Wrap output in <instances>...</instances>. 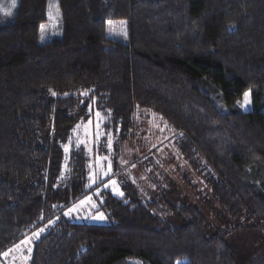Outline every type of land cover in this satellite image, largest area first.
<instances>
[{
  "label": "trees",
  "instance_id": "1",
  "mask_svg": "<svg viewBox=\"0 0 264 264\" xmlns=\"http://www.w3.org/2000/svg\"><path fill=\"white\" fill-rule=\"evenodd\" d=\"M57 5L60 33L47 42L39 30L48 0H18L0 24V256L58 218L29 264H264V0ZM119 20L127 43L106 34ZM138 110L171 128L219 226L166 194L145 201L106 190L108 224L62 216L105 184L90 186L75 127L99 113L117 156Z\"/></svg>",
  "mask_w": 264,
  "mask_h": 264
},
{
  "label": "rangeland",
  "instance_id": "2",
  "mask_svg": "<svg viewBox=\"0 0 264 264\" xmlns=\"http://www.w3.org/2000/svg\"><path fill=\"white\" fill-rule=\"evenodd\" d=\"M17 3L18 0L13 6V0H0V24L10 23L13 20ZM41 26L45 29L43 33H41ZM41 26L39 30L40 42H47L59 35L61 24L57 0H48L46 20ZM125 33V21L107 22L106 34L108 37L121 43H127V33L126 35ZM243 102L244 95L241 100V103ZM249 106L248 103L242 109L247 111ZM100 125V117L95 114L89 121L75 127L73 137L77 144L86 149L89 156L90 186L101 181H104L105 184L87 196L91 197L90 203L86 202L80 205V201H87V197H85L63 211L62 216L65 219L77 223L108 224L109 220L106 214L99 209L100 193L102 190H106L118 197L136 193L145 201L155 200L166 194L171 200L179 203L200 206L215 225H220V220L215 214L218 209L209 207L205 201L207 189L203 180L176 152L173 132L160 116L148 110H138L134 135L121 146L117 156L114 154L112 140H103ZM104 151L106 153L101 154ZM112 181L116 182L115 185L112 184ZM114 188L118 191H114ZM119 193H123V195ZM76 205H80V207L69 215H65L70 208ZM100 214H103L104 219L93 218ZM163 216L175 221L168 211L164 212ZM57 220L58 218L51 219L11 247L12 251H9L10 249L5 251L9 254L4 256V252L0 256V264H29L35 242L48 232ZM34 233H39V236H35ZM22 241L30 242L24 244Z\"/></svg>",
  "mask_w": 264,
  "mask_h": 264
},
{
  "label": "snow or ice",
  "instance_id": "3",
  "mask_svg": "<svg viewBox=\"0 0 264 264\" xmlns=\"http://www.w3.org/2000/svg\"><path fill=\"white\" fill-rule=\"evenodd\" d=\"M15 3H16V0H13V6H15ZM44 31H45L44 27L41 26V33H43ZM125 35H126V33H125ZM53 95H55V93H53ZM248 103H250V93L246 92L244 94V102L241 103V107H246L248 105ZM97 115L99 116V113H97ZM115 183H116L115 181H112L113 185H115ZM105 186L107 187V185H105ZM114 191H118V189L114 188ZM119 194L123 195V193H119ZM86 202L90 203L91 197H87V201H80V205H83ZM80 205H76L73 208H70L69 211L65 213V215H69L71 212L76 211L80 207ZM92 206L95 207L94 204H92ZM93 218L94 219H101V220L104 219L103 214H100L99 216H94ZM41 231H43V229H41ZM34 235L38 237L39 233H34ZM29 242L30 241H22V243H24V244H27ZM17 248H19V245H17ZM28 250L30 251V249H28ZM9 251H12V250L10 249ZM8 254H9L8 252H5L3 255L7 256Z\"/></svg>",
  "mask_w": 264,
  "mask_h": 264
}]
</instances>
